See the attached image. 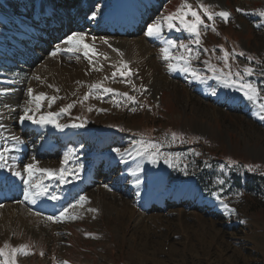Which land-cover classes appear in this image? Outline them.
I'll return each instance as SVG.
<instances>
[{
  "label": "rangeland",
  "instance_id": "374dc122",
  "mask_svg": "<svg viewBox=\"0 0 264 264\" xmlns=\"http://www.w3.org/2000/svg\"><path fill=\"white\" fill-rule=\"evenodd\" d=\"M9 1L10 5L14 4L13 7L10 5L3 7L0 4V7L6 10L5 15L10 16L12 20L16 18V21L33 22L32 16L25 14L21 8L27 9L31 4L33 6L36 0ZM22 1H28V5ZM57 1L60 2V4L54 2L57 9L60 14L66 17L65 21L69 22V27H72L70 30L73 31L83 30L76 25L77 17L89 22L87 21L88 17L97 10V20L91 22L101 24L104 29L123 24L128 18L126 15H121L120 12L114 15L111 12L112 8L111 14L109 8L100 10L101 6L112 5L115 0H73L74 4L68 0ZM151 1L141 0L146 19L136 32L121 34L117 37V35H111V33L102 30L90 33L83 30L88 34L89 42H91V37H97L95 47L99 53L107 55L108 60H104L103 56L95 57L93 64L90 65L88 60L83 57L79 61L75 57H72V60L68 55L52 58L49 52L51 53L57 46L61 45L60 39H58L46 49H35L47 55V58L40 64L45 65L47 62L46 64L49 63L50 69L43 71V67L44 69L46 67L42 66L41 70L32 71L36 68L33 66V61L37 63V56L24 54L21 57L16 55L11 51L15 48L12 47L13 44L6 43V48L10 50V53L12 52L11 55L14 58L12 60L22 61V67H19L16 61L11 64L3 63V60L7 61V56L11 57V55L3 53L6 48L0 50V90L17 89L25 91L31 82L38 81L33 78L38 76L37 74L40 75V80H50L59 88V85L65 83L66 77H74L76 73H80L83 80L75 79L76 81H72L73 87L70 92L64 91L63 93V88H59L60 98L50 110L58 111L66 104L77 101L70 114L61 116V123L70 125L81 122V120L76 119L81 117L94 133L92 137L84 136L83 139L77 138L78 140L74 143L61 144V151L54 154H48L44 151L46 153L42 156L43 158L40 157L44 163L40 167L58 168V165L50 164H60L64 153L69 150L68 145L74 146L75 144L77 147L78 142L81 143L79 149L75 148L79 162L84 164L80 178L72 180L69 177L70 182L67 184H59L56 180L45 181L49 184L50 190L56 191L59 187L58 191L60 192L62 186L66 187L63 192L61 190L62 194L57 193L61 197L59 200L52 201L43 198L38 201L43 202V204L47 202L50 207L52 205L53 208L50 209V212L36 215L37 212L32 211L29 206L32 204L22 202V197L17 208L20 212L16 210L5 213L6 215L0 214V247L6 243L11 247L25 245L26 250L30 253L29 255L17 253V264H61V262H67V264H264V175L260 174L264 172V122L253 115V110L245 112V106L250 104L241 93L223 87L214 79H209L207 83L202 84L190 79L184 73L168 71L167 62L160 58L162 43L144 34L145 25L161 15L174 12L182 0H166L164 3L159 0L163 3L158 10L159 12L155 11L154 6H152L157 0ZM226 1L221 5L209 0H189L194 7L198 3H202L211 6L210 10L215 12L226 9L230 13L229 19L235 15L227 23L217 18L215 22L217 31L214 33L209 29L202 34L203 47L209 49V52L204 53L201 49L200 58L193 61V66L202 70L205 75L211 76L212 73L206 70L203 63L205 60H210L218 68H223V62L217 59L223 55L221 48L229 52L235 50L236 53L243 51L244 56L237 55L234 60L230 59L229 63L232 64V70H242L245 66H251L255 69V77L259 78L258 84L264 87V73L261 72V69L264 68V27L256 26L257 23L264 21H261L254 14L257 10L264 9V0ZM82 2L84 7L78 8L80 4L83 5ZM45 4L53 6L55 9L51 0H44L43 6ZM86 4H88L87 7ZM238 8L242 9L243 12L237 11ZM75 11L79 15L74 18L73 13ZM113 21H115L114 24ZM15 24L16 29H19L17 22ZM45 25L48 27V23ZM29 27L41 30L37 25ZM50 30L51 28L48 32ZM63 31L64 28L61 31L56 30L50 36L55 37ZM41 32L43 33V31ZM165 35L169 37L168 32ZM177 36L179 38L175 37L174 34L170 39H175L178 42L183 40L186 43L190 39L186 32H181ZM15 37L12 38L17 40ZM100 38H109L112 47L109 48L108 45L103 44ZM128 42L131 43L127 46ZM129 45H134V47L130 48ZM144 47L146 48L144 49ZM193 47L195 46L193 45ZM114 49H119V53L122 55ZM213 49H215L214 52ZM24 51L27 50L23 49L21 52L24 53ZM247 56L254 57L250 65ZM122 60L129 63L134 73L129 78L136 85L135 89L128 84L120 83L119 75L115 80H104L105 76L110 77L111 73L116 70L111 65L118 67ZM257 61L261 63L258 64ZM56 65L59 66H57L59 70L55 69ZM94 68H101L102 70L95 71ZM144 72L146 73L144 74ZM102 80L105 87H111L120 93L127 92L129 95L135 96L137 103L127 102L125 104L126 98L118 97V99H122V103L119 107H115L111 102V94L105 96L103 101L90 97L89 100L80 103L79 101L89 91V86ZM4 81L11 82L13 86L5 87L1 84ZM141 85L146 91L140 90ZM80 86L83 88H79ZM213 88L217 90L215 96L211 94ZM72 91L74 94H71ZM38 92H47L46 94L49 96L56 94H52L48 89L43 88ZM141 104L144 107H141ZM3 106L0 104V108ZM20 106L22 104L15 102L11 108L17 112L13 111L14 113L10 114L15 123L14 127L17 128ZM89 107H92L93 110L88 111ZM133 107L136 108L135 112L131 111ZM99 109H106L107 111H98ZM44 110L48 109L45 108ZM121 128L124 131H120ZM77 132L80 135L79 131ZM173 132L178 134V140L169 145L167 141L170 140ZM25 135L28 136L29 140H33L29 148L31 151H35L42 137H34L28 133H24ZM94 137H96L95 142L86 140ZM141 137L146 141L163 144V147L160 148L162 153H171L174 157L179 156L181 159L180 168H169L163 160L157 165H152L147 162V159L135 156L133 151L135 145L132 142ZM181 137L187 142L179 143ZM60 138L55 137L54 142L60 141ZM103 143L106 144L104 147L101 146ZM2 146L3 139H0V147ZM114 148H120L121 151L126 149L133 151V155L126 156L121 162L120 157L113 151ZM192 149L201 155L194 156L190 151ZM62 150H65L63 154L61 153ZM80 150L83 152L78 153ZM97 151L100 152L97 158L100 160V154H102V161L110 162L113 169L109 171V176L103 182H97L96 185L90 184L87 192L75 195L72 193L74 187L77 188V185L88 175L89 163L86 161L88 159L86 156L92 154L90 159L92 161L95 158L93 153ZM29 153L31 152L28 151ZM221 159L234 160L237 163H242V165H258L259 169L257 172L251 173V176H248L247 172L241 169L243 174L241 178H238L233 174V169L230 170L227 167L221 173V166L227 165ZM206 161L210 167L205 165ZM103 162L100 160L99 163L101 164L98 166L101 175H105L103 174L104 170H102L105 166ZM137 163H143L144 167L140 174L143 183L139 189L131 182L133 178L130 175V170L135 168ZM185 164L188 166V175L180 170ZM89 168V171H92L91 165ZM8 172L0 169V179L6 177L7 174L10 175ZM164 172L167 173L168 178L162 176ZM164 175L166 176V174ZM221 177L226 178L227 181L223 186L215 183L217 178ZM80 179L82 180L80 181ZM163 179L165 180L163 181ZM162 181L164 183L162 192L164 193L175 189L182 190L189 181L196 183L197 191L192 193L191 200L173 204V200L169 199L165 206L160 209L151 204L153 203V196L162 193L160 189H157ZM105 184L109 185L112 190L108 191L104 187ZM3 191L1 187L0 193ZM213 191L220 192L222 199L236 210L235 213L232 215L226 213L215 197L211 195ZM137 192L139 195L136 194ZM80 196H86L88 202L77 209L79 218L59 223L46 219L50 215H59L62 208L67 207L70 203L74 204ZM43 204L40 205L43 206ZM45 206L47 207V205ZM57 207L59 208L56 209ZM172 207L184 214L185 223L169 224L168 229H163L164 227L155 228L150 222L151 217L156 213L160 216H167L169 210L173 209ZM88 208H95L97 211L89 212L87 211ZM25 209L28 223L23 226L17 222V214L20 215L21 210ZM54 209L56 210L53 211ZM69 211L72 212L73 210L69 209ZM200 219L204 221L203 225L199 223ZM241 221L245 222L241 223ZM141 245H147L146 251H142L147 256L150 257L152 253H156L157 260L155 258L154 260L158 263H151V261H147V256L143 258L138 255L139 251L135 249Z\"/></svg>",
  "mask_w": 264,
  "mask_h": 264
},
{
  "label": "snow or ice",
  "instance_id": "6c2138e0",
  "mask_svg": "<svg viewBox=\"0 0 264 264\" xmlns=\"http://www.w3.org/2000/svg\"><path fill=\"white\" fill-rule=\"evenodd\" d=\"M211 6H206L202 3H198L197 6H193L189 0H182V3L177 7V9L167 15H161L152 22L146 23L144 34L149 38H154L159 40L162 43L160 48L161 59L166 61V66L169 72H180L188 75L190 79L198 81L199 83H207L209 79H214L221 83L225 88L233 89L243 96V98L253 107V115H255L261 122H264V87L258 83H254L250 77L255 73V69L251 66H245L242 70L237 69L236 71L232 70V64L229 63L230 59L234 60L237 55L244 56L243 51L236 53L235 50L229 52L226 49L221 48L223 55L217 57V59L223 62L224 67L218 68L216 65L212 64L210 60H205L203 63L208 72H211V76H207L204 72L193 66V61L198 60L201 55V49L204 53H208L209 49L204 48L202 44V34L209 29L212 32H216L215 22L217 18H220L225 23L228 22L230 13L227 10H222L215 12L210 10ZM239 12H243L242 9H237ZM97 11H93L91 16L88 17L90 20L95 21L97 16ZM247 14V13H245ZM261 21H264V9L257 10L256 13ZM206 18V19H205ZM257 27H264V22L257 23ZM186 32L189 34L190 39L186 43L183 40L179 42L175 39L168 38L166 32ZM102 43L108 45L111 48V44L105 38H100ZM97 37H91V42H89V36L84 31H73L71 34L67 35L66 39L61 41V45L57 46L54 51L50 53L52 58H57L62 55H68L69 58L75 57L76 60H80L81 57L88 60V63L93 64V58L103 56L104 60H108L109 57L102 53H99L98 49L95 47V42ZM193 45L195 47H193ZM118 54L119 49H114ZM213 52L215 49L212 50ZM178 53V54H177ZM254 60V57L247 56V61L249 65ZM260 64V61H257ZM115 67V71L111 73V76H105L104 80H115L117 75H119L120 83H125L130 85L133 89L136 88V85L129 78L133 75V71L129 66L127 61H121L119 66L111 65ZM227 69V71H225ZM95 71H101V68H94ZM261 72L264 73V68L261 69ZM36 80H40L39 76L33 77ZM80 83V82H77ZM48 87L53 88L57 93L60 91L59 88H56L54 85L49 84ZM141 91H146L141 85ZM10 89L0 90V95L10 94ZM111 94V102L113 106L119 107L122 103V99L126 98L124 101L131 102L133 104L137 103V98L135 96L129 95L127 92L120 93L118 90L111 87H105L104 81H98L89 86V91L82 97L79 101L83 103L84 101L89 100L90 97L103 101L104 97ZM213 96L217 95V90L213 88L211 90ZM28 99L20 106V114L17 119L19 124L23 125L26 121L34 125L44 126L52 125L59 130H63L66 127H69L67 123H60L59 118L62 115L70 114V111L75 107L77 101L68 103L65 106L61 107L58 111H51L53 105L60 98L57 95L49 96L44 92L34 94V89L32 87L27 88ZM46 102V104H45ZM144 107L143 104L140 105ZM6 108H9V111H15L14 108H11L8 105H5ZM48 110H44V109ZM92 107L88 108V111H92ZM98 111H107L106 109H99ZM131 111L135 112L136 108L133 107ZM76 119L81 120L80 123H72L70 126L74 128L83 127L84 122L83 118L77 117ZM0 129H6V126L3 123H0ZM120 131H124L123 128ZM0 139L4 140V144L0 147V169L8 170L11 175L20 179L23 183L24 188L22 191L23 201L29 204H36L41 198H47L48 200L56 201L61 197L57 194L56 191L50 190L49 184L45 183L46 180H56L59 184H67L70 182L69 177L72 180L80 178V173L84 169V164L79 162L77 157L76 149H69L64 153L63 161L59 168H47L40 167L39 161L35 156H32L28 163H23L19 160L17 155H13V152H19L20 146L24 144V141L15 134L4 135L3 131H0ZM178 140V134L173 132L171 133V138L167 143L169 145L176 143ZM9 141L11 144H9ZM185 141L182 137L179 138V143L184 144ZM135 145L134 154L137 157L142 159H147L148 163L152 165H157L161 160L169 168H180L181 159L179 156H173L171 153H162L160 148L163 147V144L153 143L151 141H146L143 137L139 140L132 142ZM113 151L118 157H120L121 162L124 161L126 156L133 155V151L124 150L121 151L120 148H114ZM194 156H200L201 153L195 151L194 149L190 150ZM18 162L19 165L18 166ZM206 166H209L207 161L205 162ZM187 165L185 164L180 170L184 172L185 175H188ZM228 169H244L246 172L255 173L259 169V166L256 165H238L236 161L229 160L227 165L221 166V173H223L224 168ZM143 163H137L135 168L130 170V175L133 178L132 183L134 186L139 189L143 183V180L140 177V174L143 172ZM264 175V172L260 173ZM226 178H217L216 184L223 186L226 183ZM104 187L111 191V187L105 184ZM139 195V192L136 193ZM239 194V193H238ZM212 196L219 202L223 207L226 213L232 215L235 213V209L230 207V205L225 202L221 193L213 191ZM88 202L86 196H80L74 204L70 203L67 207H64L60 210L59 215H50L46 219L52 222H63L65 220H75L79 218L77 212L78 208L84 206ZM2 207V205H0ZM69 209L73 211L70 212ZM89 212H96L95 208H88ZM36 215H41V213H36ZM245 221H241L244 223ZM17 253L23 255H29L30 253L26 250L25 245L19 247H11L7 243L0 247V264H17L16 256ZM61 264H67V262H61Z\"/></svg>",
  "mask_w": 264,
  "mask_h": 264
},
{
  "label": "bare ground",
  "instance_id": "6f19581e",
  "mask_svg": "<svg viewBox=\"0 0 264 264\" xmlns=\"http://www.w3.org/2000/svg\"><path fill=\"white\" fill-rule=\"evenodd\" d=\"M7 1V5L9 4L10 5V1L9 0H6ZM200 1V0H199ZM210 2H217V3H220L221 5L224 4V2H227L226 0H209ZM23 3H26L28 1H22ZM83 4V2H82ZM162 3L157 0L156 3L152 4V6H154V10L155 11H158L161 7ZM5 6V5H4ZM14 4L12 3L10 5V7H13ZM21 6V5H20ZM84 7V4L81 5L78 7V8H83ZM53 6H50L48 4H45V6H43L42 10H41V14L42 16H46L45 14L48 13V12H51L53 11ZM0 10L4 11L3 13L1 12L2 15H5V8H2L0 7ZM121 15H126L128 16V18L126 19V21L123 23V24H119V25H114L112 26L111 24L109 25L111 28H103L101 26V24L99 23H96V22H86L84 21L83 19H81L80 17H77V21H76V25L79 27H81L83 30H85L86 32H92V31H104V32H108V33H111V35H117V37L121 34H131L133 32H136L138 29H139V26L145 21L144 19H146V13H144V10L142 8V2L141 0H124L123 1V4H122V8L121 10L119 11ZM159 12V11H158ZM10 13V12H9ZM8 13V14H9ZM58 14V13H57ZM107 16V15H106ZM121 18V17H120ZM111 19V18H110ZM109 19V20H110ZM123 19V18H122ZM125 19V18H124ZM17 19L16 18H13V21H16ZM108 20V19H107ZM119 21V20H118ZM117 21V22H118ZM115 21H113V24H114ZM121 22V21H120ZM108 23V22H106ZM104 24V23H103ZM109 24V23H108ZM19 25H23L27 28V35H24V34H21V36H26L27 37V42L28 44L31 42H37V43H40L42 45L41 46H35L33 47V50H30L29 51V55H35V57L37 56V63H35L33 61V66L36 67L35 69H33L32 71L34 70H41L42 66H45L46 69H44L43 67V71H47L49 70V63L45 65H41V61L45 60L47 58V55L41 51L38 52L36 51L35 49L37 48H41V49H46V47L44 46H52L55 41H57L58 39H65L64 38V31L55 36V37H52V36H49V39H48V43L47 42H44V39L45 37H47V34L46 35H43L44 37H41L40 35L43 34L41 32V30H38V29H35V28H32V27H29L28 25L24 24L23 22H20ZM107 25V24H106ZM108 26V25H107ZM106 26V27H107ZM74 27V26H73ZM70 29L72 27H69ZM97 31V32H98ZM70 32L72 33L73 30H70ZM173 34H177V32H171ZM12 34H14V31L12 29H9V28H6L5 26H3L1 23H0V40L2 42V44L0 45V50H4L6 47H5V40L7 39H10ZM95 34V33H94ZM103 35V34H102ZM108 35V34H107ZM41 37V38H40ZM113 38V37H112ZM121 38V37H120ZM107 39V38H106ZM113 39H116V38H113ZM112 39V40H113ZM109 41V38L107 39ZM111 40V39H110ZM119 40V38H118ZM117 40V41H118ZM123 40V39H122ZM121 40V41H122ZM120 41V40H119ZM118 41V42H119ZM125 41V39H124ZM131 41V40H130ZM134 41V40H133ZM136 41V40H135ZM132 42V41H131ZM131 42H128L127 43V46L129 43ZM110 43V42H109ZM120 43V42H119ZM124 43V42H123ZM122 43V45H123ZM44 44V45H43ZM57 44V43H56ZM133 44V43H132ZM30 45V44H29ZM60 45V44H59ZM121 45V43H120ZM126 45V44H125ZM19 46H22V45H19ZM112 46V45H111ZM114 46V45H113ZM118 46V45H117ZM126 46V47H127ZM134 47V45H132ZM132 46L129 45V47L131 48ZM138 46V45H137ZM136 47V46H135ZM141 47V46H140ZM123 48V47H122ZM146 47H144L145 49ZM125 49V48H124ZM135 49V48H134ZM131 50V49H130ZM4 52H8L7 49L4 50ZM127 53V52H126ZM142 53V51H141ZM145 53V52H144ZM149 53V52H148ZM50 54V52H49ZM129 54V53H128ZM138 55V54H137ZM136 55V57H137ZM141 56V55H140ZM144 56V55H143ZM22 57V56H21ZM130 57V56H129ZM63 58V57H62ZM131 58V57H130ZM134 58H135V55H134ZM147 58V57H146ZM7 61L3 60V63L7 64V63H13L12 60H11V57L10 58H6ZM17 59V58H16ZM136 59V58H135ZM140 59V58H139ZM142 59V58H141ZM148 59V58H147ZM32 60V58H31ZM51 60V59H50ZM49 60V61H50ZM64 60V58H63ZM73 60V58H72ZM132 60V59H130ZM134 60V59H133ZM145 60V58H144ZM144 60H141L144 62ZM150 60V59H149ZM48 61V60H47ZM75 61V60H74ZM148 61V60H146ZM51 62V61H50ZM55 62V61H53ZM83 62V61H82ZM80 62V63H82ZM67 63V62H66ZM76 63V62H75ZM142 63V62H141ZM31 64V63H30ZM52 64V63H50ZM57 64V63H56ZM64 64V63H63ZM73 64V62H72ZM84 64V63H83ZM88 64V63H87ZM149 64V63H148ZM154 64V63H152ZM79 65V64H78ZM20 67H22L21 65H19ZM58 65L55 66V69L57 68ZM62 66V65H61ZM81 66V65H79ZM98 66V65H97ZM53 67H54V64H53ZM59 67V66H58ZM142 67V66H141ZM159 67V65H158ZM157 67V68H158ZM52 68V67H51ZM75 68V67H74ZM152 68V67H151ZM54 69V68H53ZM58 69V68H57ZM56 69V70H57ZM62 69V68H61ZM69 69V68H68ZM67 69V70H68ZM71 69V68H70ZM160 69V68H159ZM59 70V69H58ZM66 71V70H65ZM140 71V70H139ZM145 71H147L145 69ZM60 72V71H58ZM72 72V71H71ZM70 72V73H71ZM155 73V71H153ZM142 73V72H141ZM146 72H144L145 74ZM153 73V74H154ZM161 73V72H159ZM65 74V72H64ZM157 74V73H156ZM39 77L40 75L37 74ZM67 75V74H65ZM148 75V73H147ZM150 75H151V72H150ZM159 75V74H158ZM156 76V75H155ZM147 77V76H146ZM153 77V76H151ZM150 77V79H151ZM67 79L64 81L65 83H62L61 85H59V88L62 89L63 88V93L64 91H66V93L70 92L72 90V87H73V82L75 79H81L83 80V78L81 77L80 73H76L74 77H66ZM149 80V78H147ZM162 79V78H161ZM152 80V79H151ZM76 81V80H75ZM154 81V80H153ZM72 82V84H71ZM158 82V81H157ZM153 83V82H152ZM159 83V82H158ZM51 84V85H54L56 88H58V86H56L54 83H52V81H44V80H38L37 82H31L30 85H28L25 89V91L23 90H17V89H10V94L8 95H0V104L1 105H4L2 108H0V123H3L5 126H6V129H0V131H3L4 132V135H9V134H15L17 136H19L23 141H24V144L20 146V151L19 152H13L12 154L13 155H17L19 157V160L22 161L23 163H28L31 159L32 156H35L36 159L39 161V166L41 165H44V163H42V161L40 160V157L44 156V154L46 152L44 151H48L49 149H52L54 152H58V151H61V144L62 145H66L67 142H72L74 143V140H77L78 138V130H72L71 126H69L68 128H64L63 130H59L57 128H55L54 126L52 125H44V126H39V125H34V124H31L30 122H25L23 125L19 124L18 125V128L17 127H14V121L12 120V116H10L11 113H14V112H17V111H9L7 110V108L5 107V105H8L10 107H12V105L17 102L19 104H24V102L28 99V96H27V88L30 86L34 89V94H38L40 92V89L43 88V89H48L50 91V93H56L55 95H57L58 97L60 96L59 93L60 92H56L53 88H50L48 87V85ZM159 85V84H158ZM157 85V86H158ZM154 87V85H153ZM79 88H83V87H79ZM1 90H4V89H1ZM44 93H47V92H44ZM12 94V95H11ZM71 94H74V92L72 91ZM69 97V96H68ZM18 105V104H17ZM15 106V105H14ZM245 110L246 111H252V107L250 106H245ZM6 112V113H5ZM6 115V116H5ZM61 118H59V122L61 121L60 120ZM18 124V123H17ZM24 133H28V134H32L34 137H37L39 136L40 138L42 137V140L39 141V146L37 147V149L35 151H31V149L29 148L31 146V142L33 140H29L27 137L28 136H24ZM55 137H58L60 138L59 140L60 141H57V142H54V139ZM90 142H95L96 140V137L94 138H89V139H86ZM85 140V141H86ZM102 143V142H101ZM3 144H4V140H3ZM9 144H11V142L9 141ZM106 144H101V146H105ZM68 148L70 149H75L76 147L73 146V145H68ZM33 149V148H32ZM100 149V148H99ZM66 150V149H65ZM65 150L63 151L62 150V154L63 152H65ZM28 151L31 152L28 154ZM100 151V150H99ZM67 152V151H66ZM100 152H95L93 154H95V158L91 161L90 160V165H93V169L95 170L96 169V172H93L91 174V178H89L88 180L83 179L81 181V186L79 188L76 189L75 192H81V191H84L87 192V188L90 184H95L98 182H103V180L109 176V171L111 169H113L112 165L110 162H106V165L104 166L103 168V174L105 175H101L100 174V171H99V168H98V164L100 162V160L97 158L98 154ZM93 156V155H92ZM91 156V157H92ZM62 157V156H61ZM64 157V155H63ZM63 157H62V160L60 161V164H56V163H51L50 165H58L57 167L59 168L60 165H61V162L63 161ZM43 158V157H42ZM111 158V157H110ZM54 161V160H53ZM56 161V160H55ZM113 161V160H112ZM46 163V162H45ZM46 165V164H45ZM126 165V164H125ZM18 166L19 165V162H18ZM145 166V165H144ZM43 167V166H42ZM46 167V166H45ZM135 167V166H134ZM49 168H52V167H49ZM144 168V167H143ZM90 169V168H89ZM148 169V168H147ZM8 171V170H7ZM89 171V170H88ZM9 173V172H8ZM11 175V173H9ZM88 174V173H87ZM8 175V174H7ZM12 178L7 181V184L11 182L12 179H16L17 180V183L16 185L14 186L13 189H8V187H3V192L0 193V204H2V207L0 208V214L3 215L5 213H9V212H15L17 210V208L19 207L20 205V199H22L23 197V194H22V191H23V188H24V185L23 183L20 181L19 178L11 175ZM145 180V179H144ZM165 180V179H164ZM163 180V181H164ZM4 182V180L0 181V186L1 184ZM112 183V182H111ZM118 184V182H117ZM114 185V184H113ZM115 186V185H114ZM63 187V186H62ZM117 187V186H116ZM164 187V183L162 182L159 186V188L157 189H160V191L162 192V188ZM1 188V187H0ZM66 188V187H64ZM60 189V188H59ZM117 189V188H116ZM147 189V188H146ZM74 190V189H73ZM7 191H9L7 193ZM197 191V187H196V183L194 181H189L185 184V188L180 190V189H175L173 191H169L168 193H161L162 196L160 197H157V195L153 196V203L151 204L152 206H157V207H164L166 202L171 199L173 200V204L175 203H181V202H184V201H187L191 198V195L192 193L196 192ZM61 192V190H60ZM127 192V191H125ZM124 195V194H123ZM125 196V195H124ZM149 196V195H148ZM151 196V195H150ZM75 198V197H73ZM120 199V198H119ZM73 200V199H71ZM191 200V199H190ZM22 201V200H21ZM38 204V203H36ZM150 205V206H151ZM24 207V206H23ZM173 209L169 210V214L167 216H160L158 213H156L155 215H153L151 217V224L155 226V228H162L164 227L163 229H168V225L169 224H173V223H177V224H184L185 223V220H184V214H181L178 209H175L174 207H172ZM136 210V209H135ZM18 212H20L19 210H17ZM22 212L18 215V220L17 222H19L20 224H22L23 226L28 223L26 221V209L25 210H21ZM132 211V210H131ZM134 211V210H133ZM28 214V213H27ZM133 214V213H132ZM6 215V214H5ZM11 215V214H10ZM131 215V214H130ZM13 216V215H12ZM3 217H6V216H3ZM9 217V216H8ZM7 217V218H8ZM6 218V219H7ZM11 218V216H10ZM17 218V217H16ZM8 220V219H7ZM202 225L204 224V221L202 219H200V222ZM29 226V225H28ZM217 231V230H216ZM142 246V247H141ZM141 246H137L135 250L139 251L138 255L141 256V257H145L147 256V254L145 252H142V251H146V246L145 245H141ZM203 247V245H202ZM135 248V247H134ZM170 248V247H169ZM204 248V247H203ZM202 248V249H203ZM156 253H152L149 256H147V261H151V263H158L156 260V257H155ZM154 258L156 260H154Z\"/></svg>",
  "mask_w": 264,
  "mask_h": 264
},
{
  "label": "trees",
  "instance_id": "16d2710c",
  "mask_svg": "<svg viewBox=\"0 0 264 264\" xmlns=\"http://www.w3.org/2000/svg\"><path fill=\"white\" fill-rule=\"evenodd\" d=\"M238 164V163H237ZM238 165H240V164H238ZM232 172H233V174L236 176V177H238V178H241V175H242V171H241V169H233L232 170ZM247 175L248 176H251V173H249V172H247Z\"/></svg>",
  "mask_w": 264,
  "mask_h": 264
}]
</instances>
